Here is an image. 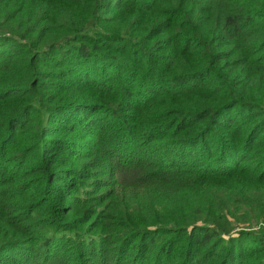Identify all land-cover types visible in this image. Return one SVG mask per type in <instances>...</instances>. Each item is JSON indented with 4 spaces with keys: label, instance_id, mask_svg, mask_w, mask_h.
Instances as JSON below:
<instances>
[{
    "label": "trees",
    "instance_id": "1",
    "mask_svg": "<svg viewBox=\"0 0 264 264\" xmlns=\"http://www.w3.org/2000/svg\"><path fill=\"white\" fill-rule=\"evenodd\" d=\"M0 264H264V0H0Z\"/></svg>",
    "mask_w": 264,
    "mask_h": 264
},
{
    "label": "rangeland",
    "instance_id": "2",
    "mask_svg": "<svg viewBox=\"0 0 264 264\" xmlns=\"http://www.w3.org/2000/svg\"><path fill=\"white\" fill-rule=\"evenodd\" d=\"M143 154H145V152L143 151ZM163 157V156H161ZM118 181L120 182V185L117 186L118 189H124L127 190L128 193H131V184L135 182V178L132 175V172H128V173H123L117 176ZM131 181V184L128 183V181ZM88 186V185H87ZM132 194V193H131ZM240 213H243L244 210H239Z\"/></svg>",
    "mask_w": 264,
    "mask_h": 264
}]
</instances>
